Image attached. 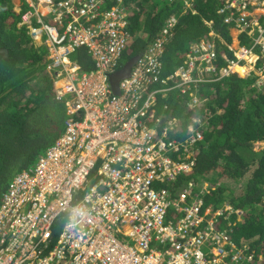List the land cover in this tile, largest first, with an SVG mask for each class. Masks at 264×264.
Listing matches in <instances>:
<instances>
[{
    "label": "built area",
    "instance_id": "1",
    "mask_svg": "<svg viewBox=\"0 0 264 264\" xmlns=\"http://www.w3.org/2000/svg\"><path fill=\"white\" fill-rule=\"evenodd\" d=\"M105 1L23 0L20 26L45 47L47 71L56 99L67 103L68 119L54 145L3 198L0 264H220L229 242L218 225L231 208L203 211V194L173 197L164 187L193 171L195 160L183 162L180 154L192 155L203 140L201 121L185 148L169 141L181 131L177 120L162 135L149 128L159 95L170 91L148 92L149 83L159 81L168 30L138 60L117 96L110 76L126 50L128 23L123 9L102 10ZM219 13L225 24L253 35L264 55V22L252 17L264 15V0H225ZM80 49L94 60L90 73L72 59ZM235 56L238 63L227 60L218 71L213 45L196 43L163 84L186 93L235 72L240 62L249 72L259 61L246 48ZM92 176L96 183L88 191Z\"/></svg>",
    "mask_w": 264,
    "mask_h": 264
},
{
    "label": "trees",
    "instance_id": "2",
    "mask_svg": "<svg viewBox=\"0 0 264 264\" xmlns=\"http://www.w3.org/2000/svg\"><path fill=\"white\" fill-rule=\"evenodd\" d=\"M137 1V9L130 16L127 47L117 70L144 55L163 38L166 23L175 19V38L165 45L159 81L149 90L170 91L159 98L149 128L158 126L156 131L161 134L172 118L177 119L181 133L171 140L185 148L193 138L188 129L203 122L200 129L204 142L194 146L195 172L164 187L175 197L190 185L195 186L192 191L197 193L200 180L216 185L223 177L241 185L235 190L220 184L204 198L205 210L214 212L227 204L234 211L228 222L218 225L233 246L226 248L228 256L220 264H239L233 262L235 257L241 263L264 264V148L256 149L257 144H264V85H257L259 78L254 74L209 80L186 93L176 90L174 84H163L184 64L192 44L210 42L218 70L233 59L229 50L233 38L219 13L225 0H197L195 13H184L187 0ZM117 5L118 0H108L102 10ZM14 11V0H0V49L9 51V59L0 60V207L13 180L32 169L54 145L68 119L67 103L56 99L55 79L46 70L47 51L35 47L24 28L18 29L25 9L19 15ZM238 39L241 46L253 48L254 41L247 33ZM255 46L253 52L261 55V49ZM72 59L85 72L95 69L94 60L85 49L77 50ZM259 66L264 75V58ZM196 101L199 105H195ZM61 228L62 222H58L55 238Z\"/></svg>",
    "mask_w": 264,
    "mask_h": 264
},
{
    "label": "clouds",
    "instance_id": "3",
    "mask_svg": "<svg viewBox=\"0 0 264 264\" xmlns=\"http://www.w3.org/2000/svg\"><path fill=\"white\" fill-rule=\"evenodd\" d=\"M196 1L197 0H187L186 1V10H185V12L184 13H195L196 12V5H197V3H196ZM138 1L137 0H118V5L115 7L116 9L117 8H119V9H123V11H124V13H125V15L127 16L126 17V20H127V26H126V28H125V31H127L128 32V30H129V28H130V25H131V19H130V16L135 12V10L137 9V6H138ZM14 5H15V13L17 14V15H19V14H21L22 13V10L23 9H25V7H24V4H23V0H18V2L17 3H15V1H14ZM252 14H254L253 12H252ZM255 14H258V13H255ZM24 15V14H23ZM23 15H22V17H23ZM22 17H21V22L18 24V29L20 30V29H22V28H24L25 29V27H22V26H20L21 25V23H22ZM252 17H253V20H255V18H257V19H259L262 23L264 22V20H262V18H264V15H262V16H260L259 14L258 15H252ZM252 17H249V20H252ZM167 25H165V27H164V29H163V31H162V35L164 36V34H163V32L165 31V30H168V34H167V42H166V44L169 42H171V41H173L174 40V38H175V35H176V32H175V29H176V25H177V21L175 20V19H172L171 21H169V23H166ZM225 24V23H224ZM225 25H227V24H225ZM228 29L230 30V34L232 35V38H233V42H232V44L231 45H229V50L233 53V59H228L229 61H235V62H237L238 63V58L235 56V53L239 50V49H241V48H245L244 46H241V42H240V40L238 39V37L241 35V34H244V33H247L252 39H253V41H254V46H253V48L254 47H256L255 45H258L257 43H256V41H255V37L252 35H250L248 32H241V31H239L238 29H236L235 27H234V25H228ZM234 30L235 31H237V32H239V34L235 37V36H233V34H232V32H234ZM25 31H26V34H27V36L29 37V39H30V36H29V34H28V31L25 29ZM129 34V33H128ZM31 40V39H30ZM31 43H32V40H31ZM35 47H37V48H39V47H43V46H39V45H36V44H34V43H32ZM165 44V45H166ZM194 44H192L191 45V47L193 46ZM165 47V46H164ZM191 47H190V50H191ZM258 47L260 48V46L258 45ZM45 48V47H44ZM252 48V49H253ZM251 49V51H253ZM190 50H189V52H190ZM261 51V50H260ZM165 52V51H164ZM189 52H188V54H189ZM255 53V52H254ZM187 54V55H188ZM187 55H186V58H187ZM257 56H259V61H260V59L261 58H264V55H262V53H261V55H258V54H256ZM47 56H48V53H46V64H47ZM164 56V55H163ZM142 57V56H141ZM140 57V58H141ZM140 58H138L137 59V62H138V60L140 59ZM163 59V58H162ZM186 60V59H185ZM259 61L257 62V65H256V69H257V71L256 70H252V71H247L246 69H244V66H242L243 64L240 62V64L238 65H236V67L234 68V70H235V72H231V73H229L227 76H225V77H223V78H226V77H229L230 75H234V74H237V75H239V74H246V76L247 75H249V74H254L255 76H256V74L255 73H258V72H260L261 73V76H256V77H258L259 78V83L257 84V85H259V86H263L264 85V75H263V71H262V68H261V66H259ZM136 62V63H137ZM136 63H135V65H136ZM161 63H163L162 61H161ZM185 63V62H184ZM226 64V63H225ZM225 64H224V66L222 67V69H224V67H225ZM134 65V66H135ZM184 65V64H183ZM182 65V66H183ZM228 65V64H227ZM134 66L132 67V69H131V73H130V76L129 77H126V78H124V79H122L120 82H119V93H115V95H117V96H119L120 94H121V92H122V90H121V84L123 83V82H125V81H128V80H130L131 79V75H132V70H133V68H134ZM182 66H180V67H182ZM180 67H178L176 70H175V72L180 68ZM125 68V67H124ZM123 68V69H124ZM162 68V67H161ZM122 68L121 69H119V70H116V72L115 73H113V74H111V76H110V78L112 79V77L114 76V75H117V74H119L122 70H123ZM221 69V70H222ZM248 69V68H247ZM47 70V69H46ZM161 70V69H160ZM219 71V70H218ZM174 72V73H175ZM173 73V74H174ZM172 74V75H173ZM160 75V74H159ZM171 76V75H170ZM169 76V77H170ZM223 78H221L219 75L217 76V77H214V78H212V79H210L211 81H215V80H221V79H223ZM209 81V80H208ZM111 84H112V82H111ZM156 83H149V88H148V92H149V94L150 93H152V92H154V91H156V90H153V91H149L150 90V88L153 86V85H155ZM113 87V86H112ZM162 89H167V88H162ZM54 90H55V88H54ZM114 90V89H113ZM157 90H161V89H157ZM177 90V89H176ZM191 91V90H190ZM188 94V93H187ZM168 95V93L165 95V96H162L161 94L159 95V97H158V100H159V98L160 97H166ZM191 96H193V95H191ZM55 97H56V94H55ZM158 100H157V102H158ZM198 103V101H196L195 102V105ZM157 105V104H156ZM197 105H199V104H197ZM66 113H67V111H66ZM174 120H177V119H171L169 122H168V124L164 127V130L167 128V127H169V125H170V123L171 122H173ZM178 121V120H177ZM176 121V122H177ZM199 123V122H198ZM198 123H196V125L198 124ZM203 122L201 121V124H202ZM177 124H178V126H180V128H181V125H180V123H179V121L177 122ZM196 125H195V127H190L189 129H188V132H189V134H192L193 136H194V132L196 131L195 130V128H196ZM158 127V126H157ZM156 127V128H157ZM156 128H155V130H156ZM153 130V129H152ZM164 130L162 131V133L164 132ZM154 131V130H153ZM157 132V131H156ZM162 133H161V135H162ZM181 133V131L178 133V134H176V135H179ZM203 134V133H202ZM176 135H173V134H170L169 135V137H170V139H169V141H173V140H171V138L172 137H174V136H176ZM200 142H204V137H203V140L202 141H200ZM200 142H198V143H200ZM197 145V143L196 144H194V146H196ZM191 151L192 152H190V153H192V155H184V154H180L181 155V158H182V160H183V162H186V160L188 159V158H190V159H194L195 160V155H196V151L194 150V148H192L191 149ZM189 153V154H190ZM195 167H196V162H195ZM195 167H194V169H193V171L191 172V173H189V174H186V175H181L179 178H182V177H185V176H189V175H191V174H193L194 172H195ZM95 177L96 176H92L91 177V179H90V181H89V183H88V185H87V190L88 191H90V188L93 186V185H95V183H96V179H95ZM178 178V179H179ZM177 181V180H176ZM91 183V185H89ZM201 183H203L202 182V180H200L199 182H198V185L196 186V189H197V193L198 194H203L204 196L202 197V199H203V202H204V204H205V200H204V198H206V195H212L213 193L212 192H214L215 190L213 189V188H211V187H207V185H209L208 184V182H204L203 184H201ZM195 186H192V185H190L188 188L189 189H185V188H183V189H181V190H179L176 194H175V197H178V195L180 194V193H182V192H184V191H187V192H191V195L193 194H196L197 195V193H194L193 191H192V189L194 188ZM201 189L204 191H201ZM211 189H213V190H211ZM200 196V195H199ZM225 206H229L230 208H231V211H232V213H227L226 215H228V218L227 219H225L224 217L223 218H221V220H220V222L221 221H226V222H228L229 221V219L231 218V216H232V214H234V211H233V209H232V207L230 206V205H224L222 208H220V209H218V210H216V211H214L215 213L216 212H218L219 210H221V209H224L225 208ZM202 210L203 211H207V210H210L212 213H214L211 209H209V208H207L206 210H205V208H204V206H203V208H202ZM236 214H238V213H236ZM219 225H220V223H219ZM228 242H229V246L228 247H230L232 244L230 243V241L228 240ZM231 247H233V246H231Z\"/></svg>",
    "mask_w": 264,
    "mask_h": 264
},
{
    "label": "water",
    "instance_id": "4",
    "mask_svg": "<svg viewBox=\"0 0 264 264\" xmlns=\"http://www.w3.org/2000/svg\"><path fill=\"white\" fill-rule=\"evenodd\" d=\"M8 59H9V51L7 49H0V60H8ZM137 59L138 58L131 60L119 74L114 75L112 77L111 82L115 93H119V82L122 79L130 76L131 69L137 62Z\"/></svg>",
    "mask_w": 264,
    "mask_h": 264
},
{
    "label": "rangeland",
    "instance_id": "5",
    "mask_svg": "<svg viewBox=\"0 0 264 264\" xmlns=\"http://www.w3.org/2000/svg\"><path fill=\"white\" fill-rule=\"evenodd\" d=\"M15 1V3H17L18 2V0H14ZM231 33V32H230ZM232 34H233V36H237L238 34H239V32H237V31H235L234 30V32H232ZM247 64H245V66H246ZM252 65V64H251ZM254 65V64H253ZM256 65V64H255ZM247 67H249L248 65H247ZM256 67V66H255ZM250 70H251V68H249ZM253 70H256L257 71V69L256 68H254ZM256 74V76H261V73L260 72H258V73H255ZM262 148H264V144H257L256 145V149H258V150H261ZM216 176V174H214V177ZM223 177H221L220 179H219V183H217L216 185H213L212 183H208L209 185H207V187H211V188H213L214 190L218 187V185H223V184H225L226 185V187L228 186L229 188H232V189H235V190H238V189H240V186L241 185H239L238 183H236L235 181L233 182V181H231V180H229V179H222ZM227 180V181H226ZM213 189H211V190H213ZM242 219H239V221H241ZM234 225H236V224H234ZM233 250V249H232ZM239 258L238 257H235L234 259H233V262L234 261H236L237 263H239V264H246V263H241L240 262V259L238 260ZM252 259V257H250V260ZM222 261H224V260H222Z\"/></svg>",
    "mask_w": 264,
    "mask_h": 264
}]
</instances>
